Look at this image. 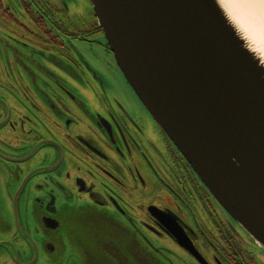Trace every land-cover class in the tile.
<instances>
[{
	"label": "flooded vegetation",
	"instance_id": "obj_1",
	"mask_svg": "<svg viewBox=\"0 0 264 264\" xmlns=\"http://www.w3.org/2000/svg\"><path fill=\"white\" fill-rule=\"evenodd\" d=\"M123 232L133 259L264 264L135 95L90 0H0V264L121 259Z\"/></svg>",
	"mask_w": 264,
	"mask_h": 264
},
{
	"label": "water",
	"instance_id": "obj_2",
	"mask_svg": "<svg viewBox=\"0 0 264 264\" xmlns=\"http://www.w3.org/2000/svg\"><path fill=\"white\" fill-rule=\"evenodd\" d=\"M90 2L139 101L264 251V4L230 12L221 0ZM121 242V259L110 245L91 264H164L133 259L128 252H140L124 232Z\"/></svg>",
	"mask_w": 264,
	"mask_h": 264
},
{
	"label": "snow or ice",
	"instance_id": "obj_3",
	"mask_svg": "<svg viewBox=\"0 0 264 264\" xmlns=\"http://www.w3.org/2000/svg\"><path fill=\"white\" fill-rule=\"evenodd\" d=\"M250 0H221V3L229 9L231 12L233 9V6L238 4V3H248ZM261 4H264V0H259Z\"/></svg>",
	"mask_w": 264,
	"mask_h": 264
},
{
	"label": "bare ground",
	"instance_id": "obj_4",
	"mask_svg": "<svg viewBox=\"0 0 264 264\" xmlns=\"http://www.w3.org/2000/svg\"><path fill=\"white\" fill-rule=\"evenodd\" d=\"M258 2H259V0H258ZM260 3V2H259Z\"/></svg>",
	"mask_w": 264,
	"mask_h": 264
}]
</instances>
